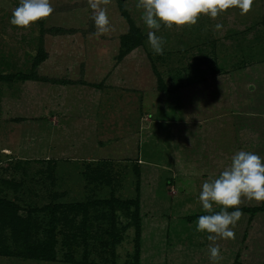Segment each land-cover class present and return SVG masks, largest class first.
<instances>
[{"label":"rangeland","instance_id":"obj_1","mask_svg":"<svg viewBox=\"0 0 264 264\" xmlns=\"http://www.w3.org/2000/svg\"><path fill=\"white\" fill-rule=\"evenodd\" d=\"M136 2L112 0L107 6L111 31L97 39L90 35L95 25L86 0H51V16L27 30L10 23L19 0H0V73L28 72L42 35L48 56L38 75L79 81L0 80V197L16 203L24 215L38 209L31 216L40 227H46L49 213L39 208L47 204L111 194L137 197L139 264H212L208 234L197 232L195 224L207 214L198 202L202 184L239 150L264 157V116L241 128L238 118L251 110L246 103L241 109V97L264 111V0H254L244 16L230 9L215 20L202 16L178 32L162 28L157 35L166 41L164 55L153 54L146 36L142 45L117 59L120 35L129 27L122 7L144 34L149 31ZM216 24L222 28L216 30ZM50 27L62 30L51 32ZM234 35L236 45L229 47ZM209 40L212 50L199 52ZM220 40L226 43L221 51L216 48ZM177 46H183L190 61L169 57ZM222 64L227 66L218 68ZM154 69L162 75L164 90ZM193 74L199 80L190 83ZM236 80L240 84H233ZM235 93L241 96L238 101H233ZM236 125L242 139L237 144L228 132ZM103 175L108 182L99 180ZM240 210L235 238L217 242L223 257L219 264L235 259L262 264L264 203L245 201ZM110 211L101 205L88 209L92 232H103L109 222L102 214ZM132 211L133 206L127 212L114 210L121 241L111 247L89 240V259L133 264ZM64 216L68 222L82 220L81 213L67 211ZM34 235L40 237V230ZM56 248L58 261L0 256V264H70L61 261L60 244ZM82 250V244L75 248L77 259Z\"/></svg>","mask_w":264,"mask_h":264},{"label":"clouds","instance_id":"obj_2","mask_svg":"<svg viewBox=\"0 0 264 264\" xmlns=\"http://www.w3.org/2000/svg\"><path fill=\"white\" fill-rule=\"evenodd\" d=\"M92 10L95 32L90 35L99 39L111 31L107 6L112 0H86ZM254 0H137L136 8L147 29V43L154 55L164 54L166 43L158 36L162 28L181 31L196 25L202 16L215 20L230 9H239L247 15ZM54 12L51 0H19L12 11L10 23L27 30ZM221 24L215 29L220 30ZM264 203V157L248 150L235 152L230 163L215 177L209 176L202 184L198 202L205 215L195 221L196 231L207 233L209 259L212 264L222 260L219 240L234 239L237 222L242 218L240 206L245 202ZM216 209H219L218 211ZM235 209V210H232Z\"/></svg>","mask_w":264,"mask_h":264},{"label":"trees","instance_id":"obj_3","mask_svg":"<svg viewBox=\"0 0 264 264\" xmlns=\"http://www.w3.org/2000/svg\"><path fill=\"white\" fill-rule=\"evenodd\" d=\"M121 9L129 22V27L127 32L120 35V46L117 59L123 58L130 51L142 45V42L147 36L134 24L124 8L122 7ZM47 30L51 32H60L62 29L58 27H50ZM41 32L44 33L43 26L41 27ZM165 53L166 52L164 51V54ZM47 56V52L43 45L42 35H40L38 48L33 56L29 71H17L15 73L6 74L0 73V80H47L52 84L60 85L79 83V81L69 79H48V77L39 76L37 68ZM154 72L157 75L159 88L164 90L166 85L163 82L161 74L157 69H154ZM80 83H83V81H80ZM102 178H105L104 175L101 176L99 180ZM105 182H108L107 178H105ZM99 205L108 206L111 210L108 214H102V216L107 217L109 227L107 226L103 228V232H99L97 229L96 232H92L94 226L87 223L88 209ZM131 206H133L131 222L134 227L133 264H139L141 223L137 197L134 199H120L113 194H111L109 198L94 199L86 202L77 201L44 205L39 208V210L45 209L49 213L46 227H40V224L31 216V212L38 209H28L24 215L20 212L21 208L16 203L5 197H0V256L42 261H58V251L56 247L57 244H60L61 248L64 249L61 259L62 262L70 264H108L104 262L96 263L94 260L89 259V240L99 241L100 244L107 243L111 247H115V245L121 241V238L118 236L115 226L114 210L121 209L127 212ZM258 210L259 209L253 208L252 211L257 212ZM67 211L81 213L82 220L79 222H68L64 216ZM7 228L9 229L8 234H6ZM39 230L41 236L36 238L34 234H37ZM80 244H82L83 249L82 256L81 259H77L75 248ZM111 254L114 255L113 250L111 251ZM111 264L116 263L111 262ZM233 264H241V262L238 259H235ZM262 264H264V261Z\"/></svg>","mask_w":264,"mask_h":264},{"label":"crops","instance_id":"obj_4","mask_svg":"<svg viewBox=\"0 0 264 264\" xmlns=\"http://www.w3.org/2000/svg\"><path fill=\"white\" fill-rule=\"evenodd\" d=\"M174 32H176L175 30H173ZM178 32V31H177ZM239 35H237V37H238ZM235 37V35L234 36H231V42H229L227 45H229V47L230 46H234V44L236 45V42L234 43L232 40H233V38ZM240 47H241V44H243V39L242 38H240ZM245 42H247L246 40H245ZM179 44H182L181 43V40H179V42H178ZM186 43V42H185ZM208 43L209 44H207L204 48L202 47V48H200L199 49V52H204V51H206V49L208 50V51H211L212 50V48H213V46H215L214 45V43L213 42H211V40H209L208 41ZM224 44H226V43H223V42H221V40L219 41V43L216 45V48L218 49V50H220L221 49V47L223 48L225 45ZM183 45V44H182ZM185 45V44H184ZM183 45V46H184ZM224 45V46H223ZM183 46H177V49H176V52H173L171 55H169V57H172V56H174V55H176V57L177 58H181L180 60H183V61H185V60H187L188 59V61H190L191 59H189L188 58V56H187V53H182V50L183 49H181V48H183ZM206 48V49H205ZM215 51V50H214ZM221 51V50H220ZM167 57H168V55H167ZM175 58V57H174ZM232 59V58H231ZM194 60V59H193ZM192 62V61H191ZM197 63V61H195L194 63H193V66L194 67H196V66H198V64H196ZM195 64V65H194ZM231 65V64H230ZM225 66H227V65H225V64H222V65H220L218 68H220V67H225ZM232 67H236V65H234V66H232ZM197 68V67H196ZM214 68H216V67H214ZM198 69V68H197ZM241 70V69H240ZM162 76V75H161ZM199 77L198 76H195V74H193L192 75V77L191 78H189L190 79V83L191 82H194L195 83V81H197V80H199L198 79ZM241 78H243V76L242 75H238V77H237V79H241ZM177 79H179V78H176V80ZM259 79H261V78H259ZM255 80H257V78L255 79ZM236 83V85L237 84H240L239 83V81H235L233 84H235ZM247 85H248V82L246 83ZM257 84V83H256ZM233 85H231V88L232 89H235V87H232ZM260 87V86H259ZM261 88V87H260ZM246 89H247V87H246ZM249 89V88H248ZM241 93V92H240ZM233 96H234V98H233V101H238V99H240V94H238V93H235V94H232ZM239 95V96H238ZM241 103H242V108L241 109H243V106H244V104L246 103V105H249V104H251L250 105V109L251 110H248L247 109V111L246 112H242V113H244L245 115L243 116V115H240V117H238V118H240V120L242 121L241 122V124H239V127L241 128V127H245L244 125L245 124H254L255 122H256V124H257V119H259V114H262L263 116H264V111L263 110H261L260 111V108L257 106V105H259L258 103H256V101H254V100H250L249 98H247V97H241ZM252 103H255V105L258 107V108H253L254 106L252 105ZM144 108V107H143ZM253 108V109H252ZM244 111V110H243ZM238 112H240V111H238ZM263 112V113H262ZM261 115V116H262ZM249 116H253V121L251 122V119H252V117H249ZM255 116H256V118H255ZM246 118V119H245ZM247 118L249 119V122H246L247 121ZM263 120H264V118H263ZM239 128H238V126L236 125V127H234V128H232L231 130L229 129V131L228 132H230V137H231V139L237 144V142H240V140H242L241 138H238V136H239V132L237 131ZM236 144H234L235 146H236ZM234 146V147H235Z\"/></svg>","mask_w":264,"mask_h":264}]
</instances>
